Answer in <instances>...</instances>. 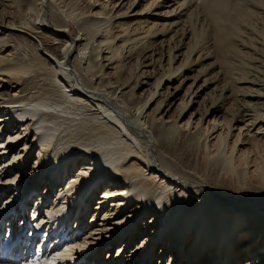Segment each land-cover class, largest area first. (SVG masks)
Segmentation results:
<instances>
[{"label":"bare ground","instance_id":"bare-ground-1","mask_svg":"<svg viewBox=\"0 0 264 264\" xmlns=\"http://www.w3.org/2000/svg\"><path fill=\"white\" fill-rule=\"evenodd\" d=\"M263 192L264 0H0V264H262Z\"/></svg>","mask_w":264,"mask_h":264},{"label":"rangeland","instance_id":"rangeland-1","mask_svg":"<svg viewBox=\"0 0 264 264\" xmlns=\"http://www.w3.org/2000/svg\"><path fill=\"white\" fill-rule=\"evenodd\" d=\"M116 1V0H115ZM119 0H117V2H118ZM35 17H33V20H36V19H34ZM77 34H78V31L76 30V29H74L73 28V36L74 37H76L77 36ZM22 124V123H21ZM37 150L36 149H34V150H32L31 151V153L32 154H34L35 152H36ZM37 157V156H36ZM36 157H34L35 159L34 160H29L28 159V163L26 164V166L27 165H33V164H35V160H36ZM199 166V165H198ZM201 168V167H200ZM197 172H199V171H197ZM199 175V174H198ZM73 176H75V174L73 175ZM40 188V187H39ZM42 188H44V187H42ZM66 189V188H65ZM217 190H222V189H220V188H218ZM42 189H39V191L37 192V193H34L35 195H32V196H30V197H28L29 198V200L27 201V203L28 202H30L31 204L30 205H28V214L26 213L25 215H27V216H32L33 215V211H34V209H35V205H34V200H35V198L40 194V193H42ZM222 191H224V192H226V193H228L226 190H222ZM230 194H232V191H230L229 192ZM252 193V191L251 192H249V194H251ZM44 194V193H43ZM57 194V193H56ZM98 194H100V192H98L97 193V195ZM263 194H264V192H263ZM246 195V194H245ZM35 196V197H34ZM27 198V196L26 195H24V197H23V200L25 201V199ZM3 198H1L0 199V205L2 206V205H4L5 204V200H6V198H4V200H2ZM55 199H56V196L55 197H51V199H50V202L49 203H52L53 201H55ZM26 201H25V203H24V205L26 206ZM25 206H24V210L23 211H25ZM32 206H34L33 208H32ZM51 206V204H47V206L45 207V209H43V211L41 212L42 214H44L45 213V210L48 208V207H50ZM94 207H96L95 206V203L94 202H92L91 203V205L89 206V208H91V212H92V208H94ZM19 213H21L22 215H23V212H22V210H20L19 209V211H18V214ZM45 215V214H44ZM27 216H23V218L22 217H20L19 218V220H15V222H14V225H15V227H16V224H18V228L20 229V222L22 221V220H26V219H28V218H26ZM24 221H23V223H24ZM3 229L2 230H4V228L6 227V228H8V226H9V222H7V221H5V225H4V221H3ZM75 224H76V220H75ZM76 227V226H75ZM67 228V226H65V230H66V234L68 235L69 234V237L67 238L66 236L64 237L65 238V244H64V249L61 251V253H64V252H66L67 251V246H70V245H73V244H76L75 242H73L72 243V240H70L71 239V236L73 235V233H74V227H73V231L71 232V229H72V227H70L69 229H66ZM16 230V229H15ZM84 230V228H82V229H80V231H83ZM47 231H41V233H40V235L38 236V238L39 237H41V239L42 240H44V237H42L45 233H46ZM7 235V237H8V233L6 234ZM47 235V233L45 234V236ZM28 238V237H27ZM60 239V237L59 236H55V239L54 238H52L51 240H59ZM143 239V237L141 236L140 238H138L137 239V241L136 242H134V244H133V246H136V245H138L139 244V242L141 241ZM258 239V237L257 236H255L254 237V240H257ZM263 239H264V235H263ZM61 240H63V239H61ZM41 240L39 239V240H37V241H33L32 243V247H33V245H34V247L32 248V252H31V255L33 254V253H35V252H37V245H38V243L40 242ZM71 241V242H70ZM28 242H29V240H28ZM57 242V241H56ZM55 242V243H56ZM31 243H27L26 242V239H25V243H24V245H23V247H21L22 248V250L23 249H26V248H28V246L30 245ZM49 244H52L50 247H52L53 246V243H51V241L49 242ZM60 244L61 243H58V245L60 246ZM121 245V244H120ZM166 246V245H165ZM258 246V245H257ZM257 246H255L254 248L258 251V247ZM31 247V246H30ZM249 246L248 245H245V244H243V248H248ZM259 247L262 249V252H260L261 254H262V259H264V240H262L261 242H259ZM56 248H58L57 247V245H56ZM116 249L117 248H115V250L113 249V254H115V256H116ZM21 251V250H20ZM106 250H105V252H103L102 253V256H101V261H100V263L99 264H103L104 263V260H103V256H104V254H105V256H106ZM96 256V255H95ZM115 258V257H114ZM96 259H97V257H96ZM83 261V260H82ZM245 261V260H244ZM73 262H76V260L75 261H73ZM85 261H83L81 264H83ZM94 262H95V260H94ZM157 262H158V260H157ZM93 262H91L90 264H92ZM94 264V263H93ZM262 264H264V261L262 262Z\"/></svg>","mask_w":264,"mask_h":264}]
</instances>
